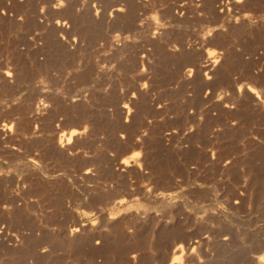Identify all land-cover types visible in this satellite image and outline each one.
Returning <instances> with one entry per match:
<instances>
[{
    "label": "rangeland",
    "instance_id": "1",
    "mask_svg": "<svg viewBox=\"0 0 264 264\" xmlns=\"http://www.w3.org/2000/svg\"><path fill=\"white\" fill-rule=\"evenodd\" d=\"M261 256L264 0H0V264Z\"/></svg>",
    "mask_w": 264,
    "mask_h": 264
},
{
    "label": "bare ground",
    "instance_id": "2",
    "mask_svg": "<svg viewBox=\"0 0 264 264\" xmlns=\"http://www.w3.org/2000/svg\"><path fill=\"white\" fill-rule=\"evenodd\" d=\"M119 10V9H118ZM215 62V61H214ZM250 92H251V89H250ZM182 249V248H181ZM177 251H179V250H177ZM264 261V256H261L260 258H259V262H263ZM258 262V261H257Z\"/></svg>",
    "mask_w": 264,
    "mask_h": 264
}]
</instances>
